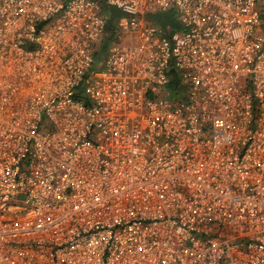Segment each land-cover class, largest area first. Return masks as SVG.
Masks as SVG:
<instances>
[{"label":"built area","instance_id":"1","mask_svg":"<svg viewBox=\"0 0 264 264\" xmlns=\"http://www.w3.org/2000/svg\"><path fill=\"white\" fill-rule=\"evenodd\" d=\"M0 264H264L258 0H0Z\"/></svg>","mask_w":264,"mask_h":264},{"label":"trees","instance_id":"2","mask_svg":"<svg viewBox=\"0 0 264 264\" xmlns=\"http://www.w3.org/2000/svg\"><path fill=\"white\" fill-rule=\"evenodd\" d=\"M106 12L109 15L108 21V34L113 35L116 30V23L117 20L122 16L121 12L112 7H106ZM263 14V13H262ZM151 22L156 24L157 26L165 29L167 32H176L180 30V22L178 14L174 11L167 12V13H157L155 15L150 16L149 18ZM264 19V14H263ZM103 50V49H102ZM177 73L175 72L172 76V84L170 88L176 84H178V77Z\"/></svg>","mask_w":264,"mask_h":264},{"label":"rangeland","instance_id":"3","mask_svg":"<svg viewBox=\"0 0 264 264\" xmlns=\"http://www.w3.org/2000/svg\"><path fill=\"white\" fill-rule=\"evenodd\" d=\"M259 7L261 9V12L264 14V0H258ZM99 70V65L98 63L93 67V71Z\"/></svg>","mask_w":264,"mask_h":264}]
</instances>
